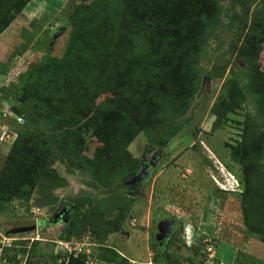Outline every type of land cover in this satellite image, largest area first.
<instances>
[{
  "label": "trees",
  "instance_id": "obj_1",
  "mask_svg": "<svg viewBox=\"0 0 264 264\" xmlns=\"http://www.w3.org/2000/svg\"><path fill=\"white\" fill-rule=\"evenodd\" d=\"M31 1L0 0V35ZM224 1L239 11L235 6L225 11ZM64 25L56 34L69 29L59 57L27 62L15 80L0 86V103L10 104L6 112L0 106V127L16 134L0 167V212L14 201L29 203L38 187L64 186L54 168L59 163L97 192L68 198L73 209L59 239L69 243L89 229L100 240L93 218L111 211L118 218L107 221L113 226L105 230L118 232L134 201L117 194L116 185L140 167L128 146L144 134L148 147L160 151L173 137L170 124L192 107L209 41L219 40L217 33L224 28L232 32L230 55H237L228 72V61L206 71L209 78H223L209 111L214 124L235 127L239 136L226 144L229 161L237 167L234 171L226 165L236 187L216 188V194L222 204L239 196L245 235L264 244V76L257 70L264 44V0H91L75 7ZM18 55L0 64V77L12 72V59ZM241 110L243 120L234 122L231 114ZM95 143L102 146L90 153ZM41 205L54 207L56 199L47 197ZM222 227L221 222L215 233ZM219 239L217 233L210 244L215 247ZM91 245L89 256L96 264H132L114 248ZM201 247H188L190 255L183 256L154 246L153 260L203 264L195 261ZM36 255L32 252L22 263L14 255L6 263L90 264L84 252L74 250L52 255L48 262L32 260Z\"/></svg>",
  "mask_w": 264,
  "mask_h": 264
},
{
  "label": "rangeland",
  "instance_id": "obj_2",
  "mask_svg": "<svg viewBox=\"0 0 264 264\" xmlns=\"http://www.w3.org/2000/svg\"><path fill=\"white\" fill-rule=\"evenodd\" d=\"M90 1L32 0L14 23L0 35V64H8L14 53H20L12 59V72L0 77V86L15 80L14 74L27 62L38 64L48 56L59 57L63 52L69 29L65 28L60 35H56L57 32L64 25L66 16L75 7ZM223 6L228 12L234 6L235 11H239L238 6L231 5L228 1H224ZM217 36L219 40L209 41L206 58L202 61L200 88L192 107L183 117L170 124L169 131L175 133L160 148L163 158L159 159L155 168H151L136 185L126 182V185L120 183L116 185L117 194L126 195L134 201L130 214L123 218L121 229L118 232H107L106 222H113L118 218V214L116 213V217L115 211L108 215L102 214L93 218L95 221L92 222L98 224L100 240L86 229L80 237L70 240L71 247L80 248L85 252L93 250L91 244L103 245L114 248L132 264H144L155 256L157 218L170 216L174 220H179L181 229L174 238L169 239V243L165 242L167 246L163 249L167 253L188 256L190 255L188 247L202 245L201 254L195 261L203 260L204 264L207 260L205 240L213 242V237L218 233L221 239L215 240L216 248L211 264H264V244L254 237L245 235L239 196L226 198L228 204H222L216 194V188H230L234 183L230 175L233 171L226 165H231L234 171L237 167L229 161L226 144H233L239 136V131L235 127L230 125L219 127L217 122L214 124L215 116L209 111L219 93L223 78H209L206 71L214 64L219 66L228 61V72L230 68H234L233 63L237 55V51L230 55L231 31L223 28ZM26 42L28 46L24 49L22 44ZM235 63L240 64L238 61ZM257 70L258 75L263 77L264 44ZM0 106L7 111L10 104L2 101ZM248 108L252 111L251 107ZM244 114L245 111L241 110L231 114L230 118L234 122H240ZM9 146L8 143L0 144V167ZM101 146L96 143L91 145L90 153L94 148ZM148 146V137L140 134L128 146V151L136 159H140L149 149ZM54 168L65 179L64 186L49 190L38 187L29 203L21 204L14 201L7 211L0 212V258H2L0 264H7V258L14 255L16 260L22 263L32 252L37 254L32 260L36 261L41 257L48 262L52 255H63L66 248H71L59 239L63 224L50 222L53 212L59 204L68 203L70 197L85 193L95 195L97 192L86 187L84 178L76 173H67L63 165L56 163ZM52 196L56 199L54 207L41 205V201L45 203L47 197ZM40 219L46 222L38 228L36 225L32 232L7 235L11 229L24 222L37 223ZM221 222L222 229L215 233V227L217 229ZM162 237L164 238L161 236L159 240L163 239ZM23 250L25 253H22Z\"/></svg>",
  "mask_w": 264,
  "mask_h": 264
},
{
  "label": "flooded vegetation",
  "instance_id": "obj_3",
  "mask_svg": "<svg viewBox=\"0 0 264 264\" xmlns=\"http://www.w3.org/2000/svg\"><path fill=\"white\" fill-rule=\"evenodd\" d=\"M161 158H162V153L159 150L154 149V147H151L147 151H145L140 158V164H139L140 167H139L138 171L136 172V174L141 173L143 170L144 171H143L141 177L138 179L137 182H141L140 179L141 178L143 179V177H145V175L148 174V172L151 168H155V165L158 164V161ZM136 174L131 176L128 180H124L122 183L125 184V182H126L127 184H130V185H136L137 182L134 184H133V182H131V183L129 182V180L132 177L136 176ZM72 209L73 208L69 203L59 204V206L53 212L54 215L50 219V222L62 223L64 225L66 223V221L68 220V216L71 214ZM45 222H46V220H44V219H40V221H37V223H36L37 228L40 227ZM163 222H165V223L163 224ZM160 223H162V224L159 225ZM155 228H156L157 233L155 234L156 241L154 242V245L159 250L163 249L164 247L166 248L167 245H165V242L168 241V243H169V239L174 238L176 236V233L179 232L181 229L180 222L178 220H174V218H172L170 216H166V218H164V217L163 218H160V217L157 218ZM160 231L162 232V235H159ZM160 236H164V238L162 237L163 239L159 240Z\"/></svg>",
  "mask_w": 264,
  "mask_h": 264
},
{
  "label": "built area",
  "instance_id": "obj_4",
  "mask_svg": "<svg viewBox=\"0 0 264 264\" xmlns=\"http://www.w3.org/2000/svg\"><path fill=\"white\" fill-rule=\"evenodd\" d=\"M6 112V111H5ZM19 122H22V119H18ZM16 138V134L13 133V132H8L6 127L5 126H1L0 127V143H8L9 145L15 140ZM10 239V238H9ZM206 243V246H205V252H206V255H207V260L209 261V264H211L210 261H213L214 258H212L215 254V247L214 245H211L210 244V241L209 240H205ZM65 244V243H64ZM69 245L71 247V244L69 243H66V246ZM79 246V245H77ZM78 249V250H77ZM75 251L77 250L78 252H82V250H80V248H75V247H71V248H66V251L67 252H71V251ZM92 252V250H86L84 253H86V256L87 259L89 260L90 264H96V262H93L91 259H90V256L89 254ZM144 264H162V263H157L153 260V258H151V260H149V262H146ZM176 264H186V263H176Z\"/></svg>",
  "mask_w": 264,
  "mask_h": 264
},
{
  "label": "water",
  "instance_id": "obj_5",
  "mask_svg": "<svg viewBox=\"0 0 264 264\" xmlns=\"http://www.w3.org/2000/svg\"><path fill=\"white\" fill-rule=\"evenodd\" d=\"M144 171V170H143ZM138 173L136 174V176L132 177L129 182H133L136 183L138 181V179L141 177L142 173ZM165 222H163L164 224ZM162 223H160L159 225H161ZM36 228V223L34 221H29V222H24L22 224H20L19 226L11 229L9 232H8V235H16V234H24V233H29V232H32L34 231ZM162 231V230H161ZM159 232L160 234L159 235H162V232ZM161 237V236H160Z\"/></svg>",
  "mask_w": 264,
  "mask_h": 264
},
{
  "label": "clouds",
  "instance_id": "obj_6",
  "mask_svg": "<svg viewBox=\"0 0 264 264\" xmlns=\"http://www.w3.org/2000/svg\"><path fill=\"white\" fill-rule=\"evenodd\" d=\"M231 177L233 178V176H231ZM232 178H231V179H232ZM232 180L234 181L232 187H230V188H226V189H235V187H236V180H235L234 178H233ZM223 189H225V188H223Z\"/></svg>",
  "mask_w": 264,
  "mask_h": 264
},
{
  "label": "bare ground",
  "instance_id": "obj_7",
  "mask_svg": "<svg viewBox=\"0 0 264 264\" xmlns=\"http://www.w3.org/2000/svg\"><path fill=\"white\" fill-rule=\"evenodd\" d=\"M221 187V186H220ZM221 189H223V188H221Z\"/></svg>",
  "mask_w": 264,
  "mask_h": 264
}]
</instances>
